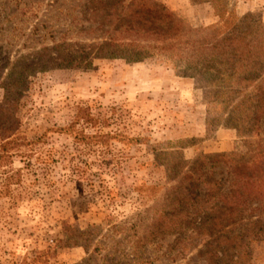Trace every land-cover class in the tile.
<instances>
[{"label":"rangeland","instance_id":"rangeland-1","mask_svg":"<svg viewBox=\"0 0 264 264\" xmlns=\"http://www.w3.org/2000/svg\"><path fill=\"white\" fill-rule=\"evenodd\" d=\"M155 1L200 36L227 31L208 3ZM78 2L0 0V67L8 87L26 81L8 104L0 85V144L12 142L0 158V264H205L201 245L174 234L145 245L178 179L173 158L155 153L243 155L264 127L259 137L230 128L217 91L179 61H63ZM230 3L228 22L264 24V0ZM82 109L100 123L84 125ZM249 247L248 264H264V241Z\"/></svg>","mask_w":264,"mask_h":264},{"label":"trees","instance_id":"trees-1","mask_svg":"<svg viewBox=\"0 0 264 264\" xmlns=\"http://www.w3.org/2000/svg\"><path fill=\"white\" fill-rule=\"evenodd\" d=\"M191 2L210 4L227 31L206 37L193 33L155 0H79L68 26L78 41L63 61L85 68L95 59L167 58L188 64L192 75L217 91L227 125L241 135L259 137L264 127V38L253 32L264 30V24L250 14L233 15L228 22L230 0ZM58 59L50 57L52 63ZM5 72L0 67L8 104V92L17 94L26 81L16 78L8 87ZM80 112L87 127L100 123L89 110ZM1 141L0 158L11 157L10 136ZM155 157L173 158L169 171L178 179L145 245L174 234L201 245L199 256L205 264H248L249 245L264 241V140L252 142L243 155L199 154L191 163L179 150L157 152ZM144 259L133 261L144 264Z\"/></svg>","mask_w":264,"mask_h":264},{"label":"crops","instance_id":"crops-1","mask_svg":"<svg viewBox=\"0 0 264 264\" xmlns=\"http://www.w3.org/2000/svg\"><path fill=\"white\" fill-rule=\"evenodd\" d=\"M170 4V3H169Z\"/></svg>","mask_w":264,"mask_h":264}]
</instances>
